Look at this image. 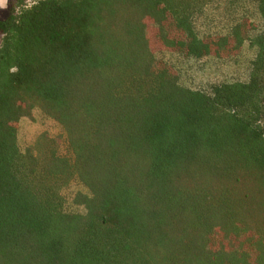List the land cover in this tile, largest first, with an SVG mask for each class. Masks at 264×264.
<instances>
[{
    "label": "trees",
    "instance_id": "trees-1",
    "mask_svg": "<svg viewBox=\"0 0 264 264\" xmlns=\"http://www.w3.org/2000/svg\"><path fill=\"white\" fill-rule=\"evenodd\" d=\"M214 1H8L0 264H264V0H250L259 27L243 15L201 34ZM245 43L247 78L203 89L157 56L230 59ZM34 110L62 135L21 149Z\"/></svg>",
    "mask_w": 264,
    "mask_h": 264
},
{
    "label": "rangeland",
    "instance_id": "rangeland-1",
    "mask_svg": "<svg viewBox=\"0 0 264 264\" xmlns=\"http://www.w3.org/2000/svg\"><path fill=\"white\" fill-rule=\"evenodd\" d=\"M8 1L6 7L0 8V19L7 15ZM16 4H30L34 0H11ZM246 15L258 27L261 19L255 5L250 0H216L209 4L201 15L195 19V28L199 33H224L232 20ZM254 55V50L247 43L241 52L234 58L216 59L204 57L199 60L185 59L169 51L157 53V56L172 64L180 74V82L193 89H203L211 83L222 81H242L247 78L249 61ZM32 119L22 118L18 123V144L21 149L33 142L40 132L49 135H62L61 127L53 120L45 117L40 111H33ZM77 191H84L77 181H71L62 190L66 200V207L70 210H78L71 203V198Z\"/></svg>",
    "mask_w": 264,
    "mask_h": 264
},
{
    "label": "clouds",
    "instance_id": "clouds-1",
    "mask_svg": "<svg viewBox=\"0 0 264 264\" xmlns=\"http://www.w3.org/2000/svg\"><path fill=\"white\" fill-rule=\"evenodd\" d=\"M7 0H0V8L6 7Z\"/></svg>",
    "mask_w": 264,
    "mask_h": 264
}]
</instances>
